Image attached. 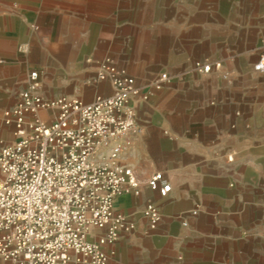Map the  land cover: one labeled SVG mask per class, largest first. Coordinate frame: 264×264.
I'll return each instance as SVG.
<instances>
[{"label":"crops","instance_id":"0c3cea01","mask_svg":"<svg viewBox=\"0 0 264 264\" xmlns=\"http://www.w3.org/2000/svg\"><path fill=\"white\" fill-rule=\"evenodd\" d=\"M98 1L113 2L118 10L123 2ZM202 1L186 6L188 16L180 21L135 25L132 37L141 53L162 43L164 55L182 58L167 67L185 77L155 91L149 102L141 104L142 133L122 140L120 163L133 168L143 183L163 173L171 191L162 198L143 185L140 196L123 195L117 200V211L132 219L136 230L105 247L108 264H264V70L255 69L264 57V14L246 29L230 25L226 37L218 39L214 35L220 29L213 27V19L198 18ZM75 2L8 0L0 4L1 15L4 10L15 14L0 17V118L19 102L27 76L35 70L46 98L67 96L90 102L96 95L112 94L109 82L93 83L96 67L88 60L97 58L76 50L72 42L66 43L73 51L65 64L60 48L51 56L29 54L32 42L41 44L44 26L50 28L45 47L49 46L61 9ZM117 13L115 21H119ZM29 27L35 35H15L28 32ZM137 33L146 37L137 39ZM196 47L205 56L201 58L221 63V68L208 74L190 71ZM114 56L117 66L132 75L129 66ZM12 130L2 128L0 137L13 142ZM148 202L161 212L156 230L148 228L143 216Z\"/></svg>","mask_w":264,"mask_h":264},{"label":"built area","instance_id":"2783aa9c","mask_svg":"<svg viewBox=\"0 0 264 264\" xmlns=\"http://www.w3.org/2000/svg\"><path fill=\"white\" fill-rule=\"evenodd\" d=\"M88 61L96 67L93 83L109 82L111 95L46 98L35 70L0 118V131L13 128V142L0 137V264H108L105 247L136 230L117 200L140 196L143 185L162 198L171 191L161 172L143 183L120 153L124 138L142 133L140 105L172 77L162 73L142 84L111 57ZM214 68L221 63L198 60L191 70ZM255 69L264 70V57ZM143 216L150 230L158 228L155 203Z\"/></svg>","mask_w":264,"mask_h":264},{"label":"rangeland","instance_id":"374dc122","mask_svg":"<svg viewBox=\"0 0 264 264\" xmlns=\"http://www.w3.org/2000/svg\"><path fill=\"white\" fill-rule=\"evenodd\" d=\"M6 1L8 0H0V4ZM147 1L123 0L119 10L113 2L76 0L75 3H67L68 7L61 9L63 14L57 32L50 40L49 46L45 47L50 35V28L44 26L41 32L43 34L41 44L32 42L29 54L34 58H40L43 55L51 56L56 54L57 49L60 48L59 54H61V60L65 64L68 55L73 51L66 43L72 42L76 50L85 51L87 56L97 58L96 61L117 55L114 56L117 61L127 64L133 71L130 73L139 83L146 84L162 73H168L172 77L170 83L181 80L185 77L183 73H175L167 67L170 62H180L181 57L164 55L160 49L162 43H159L157 48L150 46L148 51L141 53L138 41L132 36L135 35V25L145 27L184 19L185 15L188 16L184 11L186 6H194L195 0H150L149 5H147ZM201 6L203 13L198 18L213 19L215 24L213 27L221 31L214 35L218 39L226 37L225 31L230 25L236 30L246 29L252 26L253 19L264 14V0H203ZM4 12L5 14H0V17L15 15L11 10H4ZM117 12L120 13L119 21H115ZM116 30L117 33H115ZM28 33L35 35L36 31L33 32L32 28L29 27L28 32L19 31V33L15 32V35L22 38ZM136 37L143 39L146 36L137 33ZM237 46L242 47L240 44ZM112 47H115L116 50L114 51ZM180 49L181 44L178 42L175 47L176 53ZM193 53L189 65L191 69L195 61L209 60L201 58L205 56H202L199 47H196ZM51 61L53 60L50 58ZM139 78H142V81H139Z\"/></svg>","mask_w":264,"mask_h":264}]
</instances>
